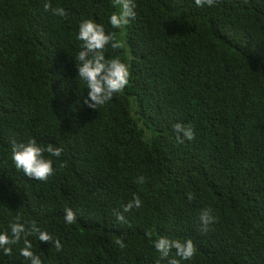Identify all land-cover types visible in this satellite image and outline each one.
<instances>
[{
    "label": "trees",
    "instance_id": "16d2710c",
    "mask_svg": "<svg viewBox=\"0 0 264 264\" xmlns=\"http://www.w3.org/2000/svg\"><path fill=\"white\" fill-rule=\"evenodd\" d=\"M0 264H264V0H0Z\"/></svg>",
    "mask_w": 264,
    "mask_h": 264
}]
</instances>
